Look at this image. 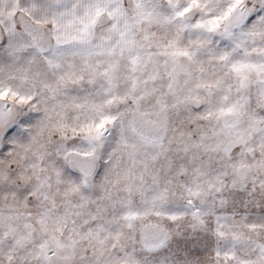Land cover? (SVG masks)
<instances>
[{
    "label": "snow or ice",
    "instance_id": "6c2138e0",
    "mask_svg": "<svg viewBox=\"0 0 264 264\" xmlns=\"http://www.w3.org/2000/svg\"><path fill=\"white\" fill-rule=\"evenodd\" d=\"M0 264H264V0H0Z\"/></svg>",
    "mask_w": 264,
    "mask_h": 264
}]
</instances>
